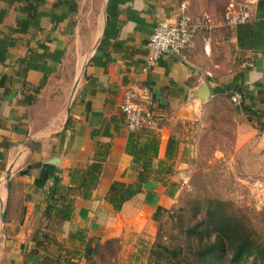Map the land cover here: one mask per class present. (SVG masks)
Here are the masks:
<instances>
[{"label":"crops","instance_id":"crops-1","mask_svg":"<svg viewBox=\"0 0 264 264\" xmlns=\"http://www.w3.org/2000/svg\"><path fill=\"white\" fill-rule=\"evenodd\" d=\"M228 1L0 0V264H148L202 148L253 137L264 148V51L236 45L221 19ZM180 3L210 27L184 58L166 52L142 71L152 26ZM236 73L258 122L217 91ZM130 86L152 111L136 148L156 138L154 154L126 150L118 103Z\"/></svg>","mask_w":264,"mask_h":264},{"label":"rangeland","instance_id":"rangeland-1","mask_svg":"<svg viewBox=\"0 0 264 264\" xmlns=\"http://www.w3.org/2000/svg\"><path fill=\"white\" fill-rule=\"evenodd\" d=\"M256 139L233 147L229 138L227 148L217 140L184 168L176 204L149 247L152 264H232L231 244L246 230L264 241V148L254 150ZM209 244L216 245L210 257L202 254ZM250 263L264 257L241 264Z\"/></svg>","mask_w":264,"mask_h":264},{"label":"built area","instance_id":"built-area-1","mask_svg":"<svg viewBox=\"0 0 264 264\" xmlns=\"http://www.w3.org/2000/svg\"><path fill=\"white\" fill-rule=\"evenodd\" d=\"M250 1L230 0L228 1L221 14L222 23L228 28H233L236 24L247 21L252 12ZM206 16H200L190 19L184 11L182 3L179 4V11L172 21H157L152 26L147 35L144 45L147 48V54L141 65V70H147L154 65L155 60L166 52L180 54L185 57V50L189 45L193 34L199 31H205L209 28ZM202 49L207 50L208 39L201 35ZM246 64V62H244ZM243 63V64H244ZM229 102L237 106L241 102L239 91H231L228 95ZM142 97L136 87L130 86L122 89L118 110L121 112L125 127L129 131L151 128L152 111L141 102Z\"/></svg>","mask_w":264,"mask_h":264},{"label":"trees","instance_id":"trees-1","mask_svg":"<svg viewBox=\"0 0 264 264\" xmlns=\"http://www.w3.org/2000/svg\"><path fill=\"white\" fill-rule=\"evenodd\" d=\"M253 13L250 18L243 22L236 24L232 29L234 33V38L236 45L239 48L248 49L250 51H264V0H255L253 9ZM238 78V73L232 76L231 81L228 84H225L222 89H218V92L222 91H239L241 94V98L243 95L247 96L246 90L239 85L236 81ZM241 111L246 114V119L250 120L251 116H254L256 121L258 122L259 114L261 111L250 110L245 106L238 105L237 107ZM143 129H140V131ZM139 131V130H138ZM138 136L136 132H129L126 138V150L131 154L144 152L147 149L151 151V153H155L156 151V142L157 139L153 138L151 141H148L143 144L142 147L136 148L135 139ZM169 147V141L166 143V150ZM146 167V163H142V169ZM144 176L138 175L137 180L143 181ZM123 199L121 194L115 193L113 188L110 187L108 189V194L106 195V202L112 207V209H117ZM215 244H209L205 246L202 250V254L207 255L208 257L212 256L214 253ZM264 257V241L255 237L250 230H246L243 234H241L235 241L232 242L231 248L229 251V262L232 264H241L247 258L250 259H259ZM148 264H152V261ZM251 264V263H250Z\"/></svg>","mask_w":264,"mask_h":264}]
</instances>
